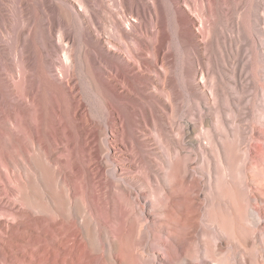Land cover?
I'll return each mask as SVG.
<instances>
[{
    "label": "bare ground",
    "instance_id": "bare-ground-1",
    "mask_svg": "<svg viewBox=\"0 0 264 264\" xmlns=\"http://www.w3.org/2000/svg\"><path fill=\"white\" fill-rule=\"evenodd\" d=\"M108 20L115 36L105 40H100L99 35L98 40L94 37L98 43V80L87 69L89 60L86 51L72 47H67L59 55V73L46 76L53 93L57 94L56 89H59L68 99L69 103L65 110L62 107L64 104L60 105L50 96L45 97L44 102L38 105L37 89L34 82L29 83L30 78L24 66L25 57L20 55L22 64L19 66L15 85L19 122L17 124L11 122V112L7 104L4 113L5 128L0 133V264H125L114 252L111 236L113 234L108 231L103 233L104 230L101 228L104 226H100L104 224L99 214L100 209L108 206L115 193L128 200L131 199L130 195H135L138 204L132 205L131 210L136 215L141 213L148 217L145 210L149 203L156 204L162 210L158 216H161V219L156 221L158 223H154L153 218L136 219L135 235L140 240L136 264H222L220 258L214 254L222 253L226 249L222 239L225 233L227 234L224 226L215 225L218 236L211 240L214 254L209 251L197 254L193 249L196 245L194 237L203 231L195 219L199 206L198 195L201 191H205L202 192V202L212 204L220 214H227L229 206L227 207L220 187L214 190L210 181L212 177L208 175L206 181L198 179L196 176L199 174L196 175L191 164L182 166L179 162L178 144L183 126L177 114L175 83L169 78L171 68L166 62L168 58L162 53L163 50L161 51L164 49L161 46L165 41L163 29L156 24L154 37L156 43L149 50L140 44L134 47L126 40L129 29L124 25L126 22L122 24L119 15L112 13ZM197 20L199 25L203 24L201 16ZM84 35L80 33L69 38L60 33L56 41L65 47L67 43L71 45L77 41L78 45L81 43L87 49ZM99 54H103L102 58ZM62 69L64 71L60 73ZM81 74L85 77L87 90L97 96L102 103L101 115L95 116L91 113L86 101V90L80 85ZM179 74L182 79L187 78L185 72L181 71ZM151 77L157 78L159 85H152L151 90L157 95L152 112L148 114L140 100L146 95L144 80ZM184 85L188 94L195 86L187 80ZM202 85L205 88L204 84ZM250 87L255 92L253 95L264 96V89L259 85L251 84ZM209 94L212 100L217 98L212 88L209 89ZM164 109L168 111L164 112ZM246 123L248 125V121ZM150 124L155 136L153 145L147 146L143 145V142L149 130H152ZM260 125L261 127L264 125V116L260 118ZM150 139L147 141L151 144ZM145 147L152 155V158L149 157L150 160L142 153ZM221 150L218 151L220 157L218 161L221 162L224 171L227 163L225 152ZM236 165L234 168L237 176L233 184L237 186L236 190L240 197L244 172L241 162H237ZM220 183H224L222 179ZM151 185L154 186L155 193L148 195L147 200L144 192L145 190L148 192V188L152 192ZM256 188L253 187V191L256 192ZM183 192L186 203L182 210L179 201L182 200L180 195ZM254 195L251 194L250 197L255 202L254 207L252 206L254 214L261 218L264 216V210L257 204L264 202V199L258 197L256 199ZM239 197L238 201L241 199ZM199 212L200 210L197 213ZM157 232L166 233V239L162 236L164 241L160 246L164 260L161 263H158V257L150 254L158 238ZM253 237L251 236V239ZM251 242L254 243L255 240L252 239ZM231 248L238 254L239 249L236 245L232 244ZM261 262L264 263V260L259 259L256 254L253 260L241 255L231 264Z\"/></svg>",
    "mask_w": 264,
    "mask_h": 264
},
{
    "label": "rangeland",
    "instance_id": "rangeland-1",
    "mask_svg": "<svg viewBox=\"0 0 264 264\" xmlns=\"http://www.w3.org/2000/svg\"><path fill=\"white\" fill-rule=\"evenodd\" d=\"M112 13L119 15L122 24L126 22L124 25H127L129 29L126 40L134 47L140 44L143 48L151 50L156 43L154 38L156 24L163 29L165 41L161 46L164 49L161 51L163 50L162 53L168 58L166 62L171 68L169 78H172L175 83L177 114L183 126L178 144L179 162L182 166L191 164L196 175L199 174V177L195 175L198 179L206 181L208 175L212 177L210 181L214 190L220 187L227 207L229 206L227 214H220L215 206L202 202V192L205 191H201L197 200L199 202L197 210L200 212L199 214L198 211L196 212L199 217L195 215V219L203 231L194 237V242H196V245H193L194 252L197 254L206 251L213 253L211 240L218 236L215 225H221L227 229V234L225 233L222 237L223 246L226 249L222 253L213 254L220 258L222 264H231L241 255L253 260L257 254L259 259L264 260V216L256 217L253 208L255 202L250 198L251 194L256 193V196L254 195L256 199L257 197L264 199V148H262L264 147V125L262 127L260 125V118L264 116V96L262 94L253 95L255 92L250 87L254 84L264 89V0H0V133L5 128L4 113L7 104L11 112V122L15 124L19 122L15 85L19 66L22 64L20 55L25 57L24 66L30 78L29 83L34 82V87L37 89L38 105L44 102L45 97L50 96L55 98L60 105L64 104L62 107L65 110L69 103L68 99L56 87L58 93H53L52 87L46 81V76L59 73V55L67 47H72L86 51L89 60L87 69L98 80V43L94 39L98 40V35L100 40L111 39L115 36L108 20V16ZM199 16L203 18L202 25L198 23ZM76 31L79 34H85L87 49L81 43L78 45L77 41L71 45L67 43L66 47L57 43L58 34L63 33L72 38V36L79 35ZM102 55L99 54L101 58ZM179 70L185 72L187 78L182 79ZM63 71L64 69L60 73ZM185 80L195 84L190 94L186 92ZM238 80L241 82L236 84ZM153 84L159 85L157 78L151 77L144 80L146 95L140 100L141 102L139 101L148 114H151L156 102L157 94L151 90ZM80 85L83 90H86L87 99H85L88 101L91 113L95 116L101 115L102 103L97 96L87 90L83 74H81ZM210 88L216 93L215 100L211 99ZM166 111L168 109H164V112ZM65 117L64 113L63 118ZM149 127L152 129L151 124ZM212 128L214 130H211ZM186 132L189 134L187 135ZM166 133L167 138L168 132ZM154 136V130H149L143 145H153ZM148 139L151 140V144L147 141ZM185 143L194 144V148ZM146 149L145 147L142 153L150 160L149 157L152 158V155ZM219 150L225 152L227 166L224 171L221 162L218 161ZM164 154L167 155L166 152ZM140 157L138 158L139 164L142 163ZM259 160L261 161L258 162ZM237 162H241L244 172L240 197L236 190L237 186L233 184L237 176L234 168ZM220 179L223 180V184L220 183ZM253 187L254 189L257 187L256 192L253 191ZM151 190L152 192L148 188V192L147 190L144 192L147 200L151 194L155 193L152 185ZM184 196L185 193H181L182 203L179 201V206L182 210L186 203ZM238 197L242 200L238 201ZM130 198L128 200L115 193L108 206L100 209L99 214L104 224L98 223L101 227L104 226L101 228L104 230L103 233L108 231L113 234L111 236L114 252L125 264H136L140 240L135 235L134 227L136 221L139 218L144 219L145 215L141 213L136 215L131 210V206L137 205L138 201L134 194L130 195ZM152 205L151 203L147 205L145 212H148V217L145 218H153L152 221L158 223L156 221L161 219V216H158L162 210L156 204L152 203ZM258 205L264 210V202H259ZM157 234V241L150 254L158 257V263H161L164 260L160 246L164 238L166 239V233L157 232ZM251 236L255 237L252 238L255 240L254 243L251 242ZM232 244L239 249L238 254L233 252ZM261 264L264 263L261 262Z\"/></svg>",
    "mask_w": 264,
    "mask_h": 264
}]
</instances>
